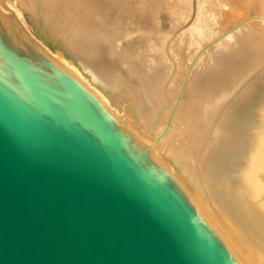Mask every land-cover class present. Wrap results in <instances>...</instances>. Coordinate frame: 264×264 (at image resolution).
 I'll return each instance as SVG.
<instances>
[{
	"label": "water",
	"instance_id": "obj_1",
	"mask_svg": "<svg viewBox=\"0 0 264 264\" xmlns=\"http://www.w3.org/2000/svg\"><path fill=\"white\" fill-rule=\"evenodd\" d=\"M10 1L0 0V264H244L150 143Z\"/></svg>",
	"mask_w": 264,
	"mask_h": 264
},
{
	"label": "bare ground",
	"instance_id": "obj_2",
	"mask_svg": "<svg viewBox=\"0 0 264 264\" xmlns=\"http://www.w3.org/2000/svg\"><path fill=\"white\" fill-rule=\"evenodd\" d=\"M11 2L113 90L99 96L150 143L243 263L264 264V0H205L199 28L175 37L163 21L169 0Z\"/></svg>",
	"mask_w": 264,
	"mask_h": 264
},
{
	"label": "rangeland",
	"instance_id": "obj_3",
	"mask_svg": "<svg viewBox=\"0 0 264 264\" xmlns=\"http://www.w3.org/2000/svg\"><path fill=\"white\" fill-rule=\"evenodd\" d=\"M202 1H201L202 5L200 7L199 6L197 7V5H196L197 0H169V3H170L169 6L170 7H169V10H168L166 17L164 18L163 21H168L167 28H168V30L172 29V36L173 37H175L176 35H178L181 32H188V30L189 29L191 30V28L195 29V30L197 28H199V22L198 21H201V19L203 20L202 14L206 8L205 0H202ZM11 3L12 4H10V2H9L8 7L17 11V17L24 24V26L27 28V30L49 52H51L54 56L58 54L57 56H59L60 59H61V57H63L64 62H66V60H67V62H69L71 64V66H73V71L75 70V72L82 78V80L84 82H86L93 90H95V92L98 95H101L107 99L106 94L113 93L112 89H110L109 87H106L105 85H103L102 82L95 79V77L88 70L84 69V67H82L80 65V63L74 57H71L72 56L71 54H69L68 52L66 53V51L62 49V47L60 46V44L58 42L56 43V41H54L50 38L47 39L48 37L46 35H44L37 28L36 24L34 23V21H32V19L30 18V16L28 15V13L26 11L24 12V10L19 5H17L16 3H14V2H11ZM252 11H254V10H252ZM152 12L150 10L151 14L155 13L154 10H152ZM197 23H198V26L196 25ZM58 52L59 53L62 52V53L59 54ZM57 56H55V57H57ZM63 59H62V62H63ZM71 59H73V60H71ZM169 60L171 63L175 64L174 60L171 57H169ZM81 67L83 70H81ZM166 103H167V105H166ZM166 103H165V105L164 104L162 105L165 107L161 108L162 107L161 106L160 109H165V110H168V108L170 109V102L167 101ZM107 105L110 106L111 108H113V110L116 113L119 112L118 107H116L115 105L110 103V101H109V103H107ZM132 119L136 121L139 118H137L136 114H133ZM154 139H155V136L153 138H151L152 141Z\"/></svg>",
	"mask_w": 264,
	"mask_h": 264
}]
</instances>
